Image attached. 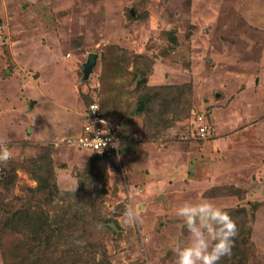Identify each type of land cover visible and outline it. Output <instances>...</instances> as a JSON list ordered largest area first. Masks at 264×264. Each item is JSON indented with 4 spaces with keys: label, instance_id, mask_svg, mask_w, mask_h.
<instances>
[{
    "label": "rangeland",
    "instance_id": "rangeland-1",
    "mask_svg": "<svg viewBox=\"0 0 264 264\" xmlns=\"http://www.w3.org/2000/svg\"><path fill=\"white\" fill-rule=\"evenodd\" d=\"M136 68L148 87L174 88L141 109L149 91L137 89ZM91 99L125 136L92 169V151L68 141ZM0 140L13 151L0 163L4 224L27 212L29 228L46 225L68 246L62 212L92 175L102 205L86 209L92 226L94 212L112 227L111 264H175L173 249L188 239L176 210L201 199L238 228L237 212L249 214L250 233L219 264H264V0H0ZM50 163L55 184L39 177ZM130 202L142 223L124 222Z\"/></svg>",
    "mask_w": 264,
    "mask_h": 264
},
{
    "label": "trees",
    "instance_id": "trees-1",
    "mask_svg": "<svg viewBox=\"0 0 264 264\" xmlns=\"http://www.w3.org/2000/svg\"><path fill=\"white\" fill-rule=\"evenodd\" d=\"M171 40L175 41L173 37ZM138 68H136V70L134 71V76L132 79L134 80L139 75H141L142 80L137 86V89H147L149 91V93L145 97L143 96V98H141L140 100L142 104L141 109H143L147 106L145 103L149 104L148 101L152 102L154 97L158 99L157 96H161L162 92L159 91H163V93H166L172 90L174 87L164 86L161 89L148 87L147 72ZM127 71L128 70L126 67V73H128ZM129 73L130 75H133V72L129 71ZM185 88V86L177 87V89L180 90L174 92L180 94V92H182ZM92 102H94V99L88 101L85 106L86 109ZM98 102L102 108L103 114L107 119H109L101 105V102ZM109 122L111 124H114L110 119ZM117 153L118 152L111 150L92 151V156L89 160L90 168H94L99 161L102 162L105 160V158L113 157ZM42 173L43 175L39 173V177L40 179H42L41 182L44 181L45 183H47L48 181H52L53 184L56 183L57 176L54 167L51 166V163L50 165L42 166ZM94 181V177L90 175L88 177L89 185H87V182H80L81 190L79 192L82 193L80 198L83 199L81 201H79V199H76V201L71 204L69 208L62 212L63 214L61 215L62 217L60 223L70 231V234H67L68 240H65V243L68 246L64 248H60V245H58V243L60 241H63L62 239H64L65 236L58 237V234L54 233L52 230H48L46 225L39 228V230H41L40 234L38 232H35L37 231L36 229L29 228V225L27 224L30 223L31 218L34 216L30 218L27 212H23L21 214L18 213L11 217H7V219L5 220V224L0 221V252L4 264H111V261H108L105 256V254H107V249L104 245V237L112 227L108 224L109 222H107L106 218L99 215L97 217L95 215L96 213H94L93 211L92 212L94 214V217L96 218L97 223L95 224L93 222L94 226H92V223L90 222H92L93 219L88 215V211L86 209L87 205H89L90 207L92 206V209H98L100 208L99 204L102 205V203H98V198L100 197L99 195L101 194L103 189L99 188V186H95ZM6 187L8 188V186ZM85 214L88 216H86ZM25 216H28L27 224L25 221ZM69 216L76 219L69 220L67 219ZM248 216L249 214L245 208L240 209L237 212L236 219L238 223L242 225V227L238 228V235L234 238L233 248L231 251L234 254L240 248L241 239H243L246 231H249V233L251 231V229L248 228L247 224V221L249 220ZM20 219L22 228L18 226ZM3 234H5L6 242L4 240ZM46 236L47 239L44 240ZM245 238L249 239V235L245 236L244 239ZM50 242H52V244H50ZM66 249H69L70 251H66ZM97 253H101V257L99 259L96 257ZM83 256L85 258L87 257L86 259L89 258L88 261L86 259H83Z\"/></svg>",
    "mask_w": 264,
    "mask_h": 264
},
{
    "label": "clouds",
    "instance_id": "clouds-1",
    "mask_svg": "<svg viewBox=\"0 0 264 264\" xmlns=\"http://www.w3.org/2000/svg\"><path fill=\"white\" fill-rule=\"evenodd\" d=\"M12 158L9 142L0 140V163L6 164ZM176 215L182 219L188 239L173 249L175 264H219L223 257L231 255L238 225L223 207L208 199L185 201L176 210ZM124 218L129 225L142 223L131 202L125 209ZM143 243L147 245L149 238L146 237Z\"/></svg>",
    "mask_w": 264,
    "mask_h": 264
},
{
    "label": "built area",
    "instance_id": "built-area-1",
    "mask_svg": "<svg viewBox=\"0 0 264 264\" xmlns=\"http://www.w3.org/2000/svg\"><path fill=\"white\" fill-rule=\"evenodd\" d=\"M196 121L199 124L198 134L204 135L207 129L204 115H198ZM68 141L90 151L111 150L118 152L125 143V138L105 117L99 102L94 101L90 103L85 111L81 132Z\"/></svg>",
    "mask_w": 264,
    "mask_h": 264
},
{
    "label": "water",
    "instance_id": "water-1",
    "mask_svg": "<svg viewBox=\"0 0 264 264\" xmlns=\"http://www.w3.org/2000/svg\"><path fill=\"white\" fill-rule=\"evenodd\" d=\"M97 59H98V55L96 53H91L88 56V61L87 63L84 65V74L85 77H89V75L91 74V72L93 71L94 67L97 64ZM113 226V225H112Z\"/></svg>",
    "mask_w": 264,
    "mask_h": 264
},
{
    "label": "crops",
    "instance_id": "crops-1",
    "mask_svg": "<svg viewBox=\"0 0 264 264\" xmlns=\"http://www.w3.org/2000/svg\"><path fill=\"white\" fill-rule=\"evenodd\" d=\"M86 111V108H85V110H83L82 112H81V119H80V126L79 127H77V131L80 133L81 132V130H82V123H83V120H84V112ZM75 132H76V130H75ZM77 132V133H78ZM79 133H78V135H79Z\"/></svg>",
    "mask_w": 264,
    "mask_h": 264
}]
</instances>
